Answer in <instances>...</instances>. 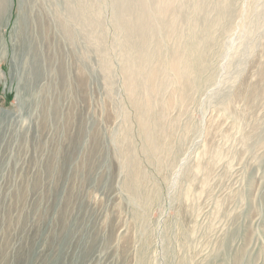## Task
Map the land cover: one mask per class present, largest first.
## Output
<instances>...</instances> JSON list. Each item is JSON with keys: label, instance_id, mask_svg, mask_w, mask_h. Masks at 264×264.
I'll return each instance as SVG.
<instances>
[{"label": "rangeland", "instance_id": "rangeland-1", "mask_svg": "<svg viewBox=\"0 0 264 264\" xmlns=\"http://www.w3.org/2000/svg\"><path fill=\"white\" fill-rule=\"evenodd\" d=\"M73 1L0 0V264H264V0L231 2L192 83L169 54L222 2L198 30L168 3L135 97L102 0Z\"/></svg>", "mask_w": 264, "mask_h": 264}, {"label": "bare ground", "instance_id": "bare-ground-1", "mask_svg": "<svg viewBox=\"0 0 264 264\" xmlns=\"http://www.w3.org/2000/svg\"><path fill=\"white\" fill-rule=\"evenodd\" d=\"M69 1L71 2L70 5H72L71 6L72 9L75 10V15H77L78 13L84 14V13L80 12V8H82V5H83V4H81L80 1H79L80 4H76V5H75V2L73 0H69ZM174 1H176V0H102V5L104 7V8H102V14H101V17H102V20H103V23H104L103 27L107 28V25L109 24L111 26L110 29L113 30L114 33H115V36H114L115 40L113 41L112 46H114L115 51H116V48L117 49L120 48V51L122 52L121 57L119 56L120 60L118 62H119V65H121V70L120 71H122V75H123L122 76V80H123V83L126 86L124 84L123 85H124V87H127L126 90L133 97L139 95V92H141L142 89H146V87H148V85L145 86V84H147V83L150 84V82H152V83L155 82L156 83V81H157V79L156 80H152L153 79L152 77H151L150 80H148V75H147L146 71L142 69L141 66H142V62L147 61L146 59H144V57H148L150 55V53L153 51L151 53L152 54L151 55V59H152L154 56H158V54H156V53L158 51H160L162 49V47H164V46H162V44H163L162 40L166 36H164V33H163V28L164 27H162L164 25H162V24L164 23V21H166L168 19V17H167L168 16L167 15V12H168L167 11L168 10L167 5H168V3L174 2ZM219 1H221L222 4L224 3L223 5L221 4L222 8L220 9L219 12L216 11L215 7L213 8L214 10L212 9L211 11L207 12V16L209 17L207 20H210V21L214 18L213 17V13L214 12L216 13L215 14V18H214L215 20L211 22L212 24L214 23V25L211 24L213 27H215V30L213 32L214 34L211 33V37L208 36L207 38H204V37L200 36V32L199 31L201 29L198 31L199 34H197L195 31H192L193 35H191V37H190L191 41L187 42L186 45H184V46H180V48L178 49V51H176L174 53V55L169 54V57L171 58V60L175 56L178 57V58H180L179 56H181V61H180V64L178 65V66H180V70H179V72H177V75H178L177 77H180L182 79H185V77H187L188 81L190 80V83L193 82V79L202 78V77L206 78L208 75L211 76L209 74V72L212 70L211 67H213V63H211L207 59V53L211 49V45H213V43L216 41L217 32H219V31L221 33H226L227 32L228 34L232 35L234 30H235V26H233V25H235V19H234V22H233V20H230V22L228 21V19H231L232 15L234 14V12L232 10V7H231V5H232L231 2L233 0H212V2H215V3H218ZM192 4L195 6L194 10H196V12L194 13L195 15H193V17L190 18L191 24H190L189 28L195 30V29L198 28V23H199V22H197V19H198L199 16L197 17L196 14H198V13L200 14V12L202 11L201 4H203V0H193ZM183 10H185V9H183ZM171 12L174 13V11H171ZM168 13H170V12H168ZM185 14L186 13L184 12V14L179 15V17L181 19H183L182 21H185L187 19V16L185 17ZM191 14H190V16H191ZM102 15H104V17ZM177 15H178V13H177ZM183 15H184V17H183ZM237 16H238V14H237ZM88 17H90V16H88ZM95 18H96V16H95ZM177 19H178V17H177ZM177 19H176V21H177ZM90 20H88V21H90ZM106 20H107V22H106ZM168 21H170V20H168ZM209 22H208V24H209ZM86 23L87 22H85V24ZM177 23H175V24H177ZM185 23H186V21H185ZM89 24L91 25L92 23H89ZM175 24H174V26H175ZM178 25H180V24H178ZM199 25H201V24L199 23ZM165 30H166V28H165ZM189 31L191 32V30H189ZM168 32L169 31H167V33ZM173 32H174V30H173ZM106 33L105 34L103 33V34L106 35ZM184 33H185V31H184ZM184 33H182V34L184 35ZM223 36L225 37L226 35H223ZM101 37H102V35H101ZM213 37L215 39H213ZM186 41H188V40H186ZM100 42H101V40H100ZM168 43H169V41H168ZM212 48H213V46H212ZM172 51L174 52L173 49H172ZM205 51H206V54H204ZM153 53H154V55H153ZM163 55H164V53H163ZM224 55H225V52H224L223 56ZM221 56L222 55H220L219 57H221ZM231 56L232 55H230V59L232 58ZM169 57H167V59ZM176 66L177 65L175 64L174 65V69L178 67V66L177 67ZM146 70H147V67H146ZM195 76H198V77H195ZM182 79H181V83H184V81L182 82ZM213 81L215 82L216 78ZM190 83H187V84H190ZM181 89H182V87H181ZM150 90H151V88H150ZM186 90H188V88H186ZM154 92H156V91H154ZM186 97H188L187 94L184 95V98H186ZM182 99H183V97H182ZM168 105H170V104L168 103ZM135 114H137V113H135ZM149 127H147V128H149ZM178 164H179V160L178 161L176 160V162H174L172 170H171V176H172V174L174 175L175 172H178L177 171L178 170L177 169Z\"/></svg>", "mask_w": 264, "mask_h": 264}]
</instances>
